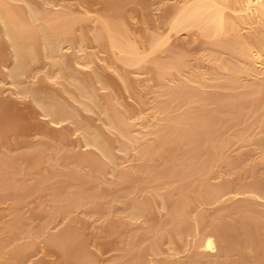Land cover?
Wrapping results in <instances>:
<instances>
[{
	"label": "bare ground",
	"instance_id": "bare-ground-1",
	"mask_svg": "<svg viewBox=\"0 0 264 264\" xmlns=\"http://www.w3.org/2000/svg\"><path fill=\"white\" fill-rule=\"evenodd\" d=\"M83 1L0 0V264H95L80 211L108 264H264V0Z\"/></svg>",
	"mask_w": 264,
	"mask_h": 264
},
{
	"label": "rangeland",
	"instance_id": "rangeland-1",
	"mask_svg": "<svg viewBox=\"0 0 264 264\" xmlns=\"http://www.w3.org/2000/svg\"><path fill=\"white\" fill-rule=\"evenodd\" d=\"M68 1H70V2H73V3H76V1L78 2V0H68ZM94 2H92V4H91V0H89V2H88V4H87V1L85 0V1H83V5H81V8H84L85 6L86 7H91V9L93 8V10H95V9H97V7H94V5L96 6V4L95 3H98L97 5H101V3L103 4V1L102 0H93ZM96 1V2H95ZM102 1V2H101ZM172 1V0H171ZM100 2V3H99ZM84 3H85V5H84ZM93 3H94V5H93ZM77 4V3H76ZM91 5H93V6H91ZM99 5V6H100ZM77 6H78V4H77ZM102 6V5H101ZM80 7V6H79ZM100 7H98V9H99ZM138 18H140V15H138ZM139 24H140V22H138ZM182 33H184V35H186V36H184V37H186V40L189 42L187 45H189V46H194L195 45V43H198L197 41L194 43H191V41H193V36H195V34H193V33H195V30H190V32H188L187 31V33H186V31H184V32H182ZM181 33V34H182ZM187 34H188V36H187ZM189 34H190V37H189ZM183 36H181V38H182ZM188 37V38H187ZM185 40V41H186ZM187 41H186V43H187ZM196 47H197V44H196ZM192 48V47H191ZM194 49H195V47H193ZM192 48V49H193ZM5 85V84H4ZM3 85V88H5L6 86L7 87H9V84H7V85H5L4 86ZM209 89L210 90H214V89H217L218 91H220V92H230L231 91V89H229V88H225V87H212V86H210L209 87ZM134 90V88L132 87V89H130V94H129V92L128 91H126V90H122V93H123V99H126V100H124L125 102L127 101L128 102V104L129 105H132V106H134L136 109L141 105V107L144 109V111H147V107H148V104H139V102L137 101L138 100V96H137V94H136V92L135 91H133ZM135 92V93H134ZM4 93H6V94H4ZM3 94L5 95V96H7V97H9V96H11L9 93V91L8 92H4ZM13 96V95H12ZM12 96L11 97H9V98H12ZM31 104V102H30V100L29 99H26V101H19L18 102V105H19V108L21 109V110H23L24 111V113L26 114V117H27V119H28V123H29V126H28V123H27V126L25 127V126H22V127H19L15 132H13V131H11V132H9V135H8V138H7V141L9 142V141H12L13 139H12V136L14 135V134H17V133H20V142L19 143H17V144H12V146L11 145H9V146H11L10 148V152H12V153H17V152H21V151H24V150H26L27 148H28V145H29V143H30V140H34L35 139V141L36 140H45V139H43V138H41L42 136L44 137V136H46L48 139H51V138H49L50 136H48V135H46V134H44L43 132H42V126H41V124L42 125H47V124H45L44 123V120L46 121V119L48 120V118L46 117V118H44L43 116H41V115H39L38 114V112L37 111H35V110H33V107L30 105ZM143 105V106H142ZM212 105H214V104H212L211 103V105L210 106H212ZM44 119V120H43ZM51 124V123H50ZM49 124V128H53L54 127V129H60V126L62 127L60 130H62L63 128H65V124L66 123H63L62 125L61 124H51L52 125V127H51V125ZM64 126V127H63ZM59 127V128H58ZM64 130V129H63ZM40 131V132H39ZM72 136V141L73 140H77L78 138H77V136H78V134H76V133H74V134H72L71 135ZM45 138V137H44ZM48 139H46V140H48ZM29 142V143H28ZM71 147V146H70ZM31 148V147H30ZM75 148L76 149H81V147L79 146V145H76L75 146ZM86 148V147H85ZM82 149H84V147L82 148ZM3 150H7V147H6V145H5V143L3 142V141H0V152L1 151H3ZM63 150H65V148H62L61 149V151H60V153L61 152H63ZM131 158V157H130ZM48 163V161L47 162H44L43 164L45 165V164H47ZM126 163H128V161L126 162ZM41 169V168H40ZM31 180L33 181L34 180V178H30V182H31ZM8 200H10V198L8 197L7 198ZM41 199V202H39L38 201V203L40 204V205H42V206H44L45 207V210H47L46 209V207L48 206V199H49V196L47 195V194H45L44 193V195H42V197L40 198ZM8 200H6V201H4V202H2V204L0 203V206L1 207H6V206H8ZM34 204V202L33 203H30V205H28V204H24L25 206H23L22 208H23V210L21 209V211H24L23 213L24 214H26L27 216H28V214H29V212L28 211H30L31 212V209L29 210L28 208H30L32 205ZM120 204V203H119ZM30 206V207H29ZM82 208L84 209V206H82ZM82 209V210H83ZM26 211V212H25ZM79 213V212H78ZM79 214H81V216H82V214H83V216L85 217V219H86V221H87V228H86V231L88 232V240H89V244H88V246H89V248L94 252V253H96V255L99 257L98 259V261L95 263V264H104V263H106L107 261V264L110 262V260H111V258H113L114 256H113V254L114 255H116L115 253H116V251L119 253L121 250V248H120V246L122 245L121 244V242L123 243V241H120V240H122L121 239V237H113L114 238V242L112 243V244H109V245H107V246H105V247H103L102 249H101V247L100 246H98V245H96L97 243H96V241L94 240L95 239V237H94V233H96L97 231H100L98 228H100L101 229V232L103 233V231H102V226H103V223H102V220H100L101 218H99L98 217V215H86L83 211H80V213ZM12 216V214H11V211H10V209L9 208H6V209H3L2 211H0V223H2L5 219H7V218H9V217H11ZM27 216H25L26 218H25V222H24V227L25 228H28L29 226L28 225H26V222L29 220V216L27 217ZM86 216H87V218H86ZM88 217H89V219H88ZM32 217L30 216V219H31ZM35 218V217H34ZM24 220V219H23ZM31 222V226L30 227H32L33 225H37L38 223L40 224L41 223V220H40V218L39 217H36V219H31L30 220ZM28 223V222H27ZM64 223V224H63ZM66 224V217H61V216H59L57 219H55L54 221H52V223H50V227H49V229H51V230H53V231H56V230H58V229H60L61 227H63L64 225ZM93 224V225H92ZM94 224H97V225H94ZM99 224H101V225H99ZM89 225H90V227H89ZM100 227H99V226ZM28 226V227H27ZM60 226V227H59ZM95 226V229H97V231L95 232V230H93V228L92 227H94ZM98 227V228H97ZM57 228V229H56ZM93 230V231H92ZM94 232V233H93ZM100 232V233H101ZM105 232V231H104ZM91 233L93 234V235H91ZM102 233H101V235H102ZM89 234H90V236H89ZM105 234H106V232H105ZM103 235H104V233H103ZM101 239V241H104V240H102L103 238H100ZM104 239H105V237H104ZM25 240V239H24ZM94 240V241H93ZM20 241H23V239L22 240H20ZM94 243H96V244H94ZM42 244L43 243H41V242H38L37 244H36V246H37V250H36V252L35 251H33V256H32V260H36V258H38V257H42V255L43 256H45L47 259H49V260H51L52 259V261H53V259L54 260H58L59 259V257H58V253H56V252H54V251H52V252H48V253H45V252H43V250L42 249H44V247L42 246ZM114 245V246H113ZM43 247V248H42ZM118 248H120V249H118ZM52 253V254H51ZM112 256V257H111ZM148 256H151V254H148ZM110 257V259L108 260V258ZM56 258H58V259H56ZM106 260V261H105ZM94 264V263H93Z\"/></svg>",
	"mask_w": 264,
	"mask_h": 264
}]
</instances>
